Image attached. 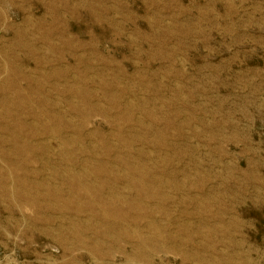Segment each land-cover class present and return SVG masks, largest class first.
Wrapping results in <instances>:
<instances>
[{
	"label": "rangeland",
	"instance_id": "1",
	"mask_svg": "<svg viewBox=\"0 0 264 264\" xmlns=\"http://www.w3.org/2000/svg\"><path fill=\"white\" fill-rule=\"evenodd\" d=\"M0 264H264V0H0Z\"/></svg>",
	"mask_w": 264,
	"mask_h": 264
}]
</instances>
